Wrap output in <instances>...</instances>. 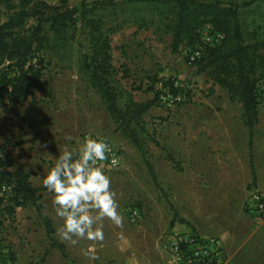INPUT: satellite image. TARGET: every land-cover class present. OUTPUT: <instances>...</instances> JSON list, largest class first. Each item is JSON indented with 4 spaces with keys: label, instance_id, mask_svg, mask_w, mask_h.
Instances as JSON below:
<instances>
[{
    "label": "rangeland",
    "instance_id": "374dc122",
    "mask_svg": "<svg viewBox=\"0 0 264 264\" xmlns=\"http://www.w3.org/2000/svg\"><path fill=\"white\" fill-rule=\"evenodd\" d=\"M93 1L97 0L68 3ZM116 1L113 8L97 10L95 15L114 28L109 36L111 80L118 91V106L124 110L130 101L153 102L140 116V125H131L136 127L141 149L117 128L91 86L81 61L88 43L77 26L73 39L52 41L56 47L45 55L49 94L36 92L34 98L15 105L0 98V157L12 160L11 169L24 170L34 187L44 188L42 176L63 147H75L85 136L108 139L121 155L120 168L106 172L122 223L117 226L104 218L103 241L81 239L75 245L62 241L57 234L62 220L55 214L52 193L44 189L38 192L42 214L51 220L68 259L51 247L33 206L16 208L12 217L0 216V258L6 264L8 254L14 257L13 264H72L71 260L125 264L130 258L134 264H169L161 246L175 229L220 236L227 264H264V219L244 205L258 185L252 183L248 132L239 102L208 71L198 72L195 64H188L190 48L185 41L172 49L168 25L174 9L170 5ZM219 1L237 8L246 42L264 38V0ZM18 2L0 1L1 22L8 6ZM162 78L184 85L180 99L169 105L159 98ZM257 111L253 163L264 186V107L258 106ZM90 246L98 259L84 255Z\"/></svg>",
    "mask_w": 264,
    "mask_h": 264
},
{
    "label": "trees",
    "instance_id": "16d2710c",
    "mask_svg": "<svg viewBox=\"0 0 264 264\" xmlns=\"http://www.w3.org/2000/svg\"><path fill=\"white\" fill-rule=\"evenodd\" d=\"M0 1L7 4L9 0ZM134 1L170 5L174 9L168 25L174 51L182 41L189 50L200 47V31L206 25L223 35L218 45L201 46V55L192 64L197 66L198 72L208 71L213 81L239 102L241 120L248 132V161L254 183L253 136L258 121L257 86L264 80V38L246 42L237 8L224 6L219 0ZM117 3L116 0H97L70 5L68 0H58L56 4L45 0H19L17 5H9L6 19L0 21V98L15 105L28 97L34 98L36 92L49 94L50 88L44 79L45 55L56 47L52 41L73 39L79 26L88 43V51L82 54L81 61L91 86L99 93L117 128L141 149L136 127L140 125V116L153 102L130 101L124 110L118 106V91L111 80L109 41L114 28L106 26L103 18L95 15L97 10L113 8ZM160 81L172 95L180 91L170 79ZM12 165L11 159L0 157V216L12 217L16 208L33 206L44 224L51 247L68 259L65 245L54 236L51 220L42 214L38 192L45 188L34 187L28 174L20 168L11 169ZM149 171L152 173L150 167ZM7 257L9 264H13L12 254ZM6 261L0 258V264Z\"/></svg>",
    "mask_w": 264,
    "mask_h": 264
},
{
    "label": "clouds",
    "instance_id": "9594fccd",
    "mask_svg": "<svg viewBox=\"0 0 264 264\" xmlns=\"http://www.w3.org/2000/svg\"><path fill=\"white\" fill-rule=\"evenodd\" d=\"M109 151L103 138L85 136L75 147H63L42 176L44 188L52 193L55 214L62 220L57 229L62 241L72 245L81 239L103 241L104 218L121 225L111 179L102 166ZM84 255L92 260L99 258L92 246L84 250Z\"/></svg>",
    "mask_w": 264,
    "mask_h": 264
},
{
    "label": "built area",
    "instance_id": "2783aa9c",
    "mask_svg": "<svg viewBox=\"0 0 264 264\" xmlns=\"http://www.w3.org/2000/svg\"><path fill=\"white\" fill-rule=\"evenodd\" d=\"M48 2V0H45ZM223 35L213 31L211 26L206 25L200 31L201 46L218 45ZM201 46L188 50L186 53L188 64L195 62L201 55ZM175 88H181L184 85L175 79H170ZM160 91L159 98L168 105L175 100L180 99V92L172 95L167 88L163 87L161 81L158 82ZM258 106L264 107V82L258 88L257 93ZM100 137V136H98ZM103 138L110 146L107 153L108 160L103 162L105 170H116L121 166V155L119 149L115 147L108 139ZM115 161V164L112 162ZM245 208L260 219H264V192L251 191L244 202ZM135 211L133 215H135ZM162 252L167 254L169 264H225V253L223 239L220 236H208L195 233L170 235L161 246Z\"/></svg>",
    "mask_w": 264,
    "mask_h": 264
},
{
    "label": "crops",
    "instance_id": "0c3cea01",
    "mask_svg": "<svg viewBox=\"0 0 264 264\" xmlns=\"http://www.w3.org/2000/svg\"><path fill=\"white\" fill-rule=\"evenodd\" d=\"M254 169H255V166H254ZM257 178H256V170H255V184H256V182H257V185H258V187H257V189L258 190H264V186L263 185H261V184H259V181L257 180ZM187 233H190V232H184V231H181V230H179V231H177V230H173L172 232H171V234H169L168 236H166V238H164L165 240L170 236V235H174V234H187ZM74 259V258H73ZM74 264H77L76 263V261H74ZM88 264H96V263H94V262H89ZM118 264V263H117ZM125 264H134L133 262H132V260H131V258L129 259V261H128V263H125ZM225 264H227V263H225Z\"/></svg>",
    "mask_w": 264,
    "mask_h": 264
}]
</instances>
